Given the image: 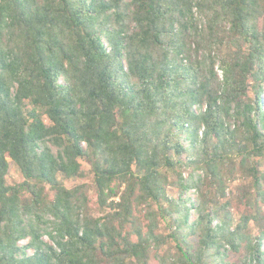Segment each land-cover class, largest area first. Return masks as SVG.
<instances>
[{"label":"trees","instance_id":"1","mask_svg":"<svg viewBox=\"0 0 264 264\" xmlns=\"http://www.w3.org/2000/svg\"><path fill=\"white\" fill-rule=\"evenodd\" d=\"M263 161L264 0H0V264H264Z\"/></svg>","mask_w":264,"mask_h":264},{"label":"rangeland","instance_id":"2","mask_svg":"<svg viewBox=\"0 0 264 264\" xmlns=\"http://www.w3.org/2000/svg\"><path fill=\"white\" fill-rule=\"evenodd\" d=\"M263 163H264V161H263ZM16 177L17 176L15 175L14 178H16ZM84 182L89 185V199H90V206H91V208L93 210V213L95 215L99 216L101 214L99 213V210H98L96 194H95L94 189L91 187V183H92L91 174L88 173L86 178L79 179V180H71V181H68L66 184L68 186H74V185L81 184V183H84ZM160 232H163V233L166 232L165 227L162 226V225H160ZM236 259H237V257L235 255H231L229 260H230V262H234V261H236ZM150 264H158V263L156 262V260H154L152 258L151 261H150Z\"/></svg>","mask_w":264,"mask_h":264}]
</instances>
